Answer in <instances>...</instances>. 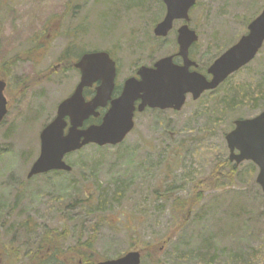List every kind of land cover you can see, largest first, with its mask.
<instances>
[{"label":"rangeland","instance_id":"1","mask_svg":"<svg viewBox=\"0 0 264 264\" xmlns=\"http://www.w3.org/2000/svg\"><path fill=\"white\" fill-rule=\"evenodd\" d=\"M263 9L264 0H197L189 27L199 37L192 52L202 72ZM165 14L160 0H0L8 102L0 124V264H28L47 232L64 251L95 236L94 264L131 252L141 253V264H264L259 171L229 162L231 177L225 140L237 120L264 111V46L181 111L139 114L122 144L87 146L66 156L71 172L28 178L41 131L80 81V58L64 57L67 48L109 52L121 84L140 66L178 52L180 21L167 38L153 34ZM174 197L197 205L177 211ZM75 255L68 264H81Z\"/></svg>","mask_w":264,"mask_h":264},{"label":"water","instance_id":"2","mask_svg":"<svg viewBox=\"0 0 264 264\" xmlns=\"http://www.w3.org/2000/svg\"><path fill=\"white\" fill-rule=\"evenodd\" d=\"M165 8L164 19L154 28V36L167 38L177 21L185 24L177 32V56L183 65H176L174 57L158 60L154 67H141L140 80L130 78L125 83L123 95L112 102L111 108L100 125L84 129L96 110L104 108L110 100L117 77L116 62L107 52L83 55L74 68L80 73V81L73 94L57 108L55 119L40 134V154L32 165L28 178L54 171L71 172L65 162L66 156L89 145L98 147L118 146L134 130L135 102L141 100L138 111L146 108L179 112L187 95L198 100L203 94L217 90L232 75L249 65L264 46V9L250 22L248 32L235 45L217 58L208 69L211 80L200 73L190 72L194 63L189 60V51L198 41L195 31L189 27L190 11L197 0H160ZM100 83L97 96L86 102L84 90ZM7 84L0 79V124L8 114L5 97ZM229 162L239 166L250 162L258 168L257 184L264 194V111L252 119L237 120L234 129L226 135ZM141 253L131 252L125 256L97 264H141Z\"/></svg>","mask_w":264,"mask_h":264},{"label":"trees","instance_id":"3","mask_svg":"<svg viewBox=\"0 0 264 264\" xmlns=\"http://www.w3.org/2000/svg\"><path fill=\"white\" fill-rule=\"evenodd\" d=\"M70 55V56H69ZM75 56L76 59L81 58L82 54H76L71 47H68L64 57H72ZM227 166L229 167V174L234 175L235 167L231 166L229 163V160L226 161ZM224 175L220 174V177ZM174 207L177 211L183 210L186 207H193L196 204L192 199L186 200L181 199L179 197H174ZM21 200L20 197L16 199V202L14 203V207H18ZM23 228L26 230H29L32 228L31 223L26 221L22 224ZM62 236V234H61ZM50 242V244H49ZM95 244V236H91L86 241L80 240L74 248H68L66 251L61 249L58 244V240L55 236L52 235V233L47 232L46 236L40 241L37 249L34 251V254L30 252L29 254V263L28 264H68L69 260L71 258V255L75 253V257L78 259V261H81V264H94L93 262V256H90L89 253L93 252ZM47 245V250H44V246ZM10 257V256H9ZM8 257V258H9ZM70 257V258H69ZM11 264V263H10Z\"/></svg>","mask_w":264,"mask_h":264},{"label":"flooded vegetation","instance_id":"4","mask_svg":"<svg viewBox=\"0 0 264 264\" xmlns=\"http://www.w3.org/2000/svg\"><path fill=\"white\" fill-rule=\"evenodd\" d=\"M166 15V14H165ZM181 23H182V25L180 26V28L185 24V22H183V21H180ZM174 26H175V24H174ZM179 28V29H180ZM179 29H177V31H176V33L178 32V30ZM173 30H174V28H173ZM248 30V29H247ZM194 31V30H193ZM197 34V33H196ZM197 36H198V34H197ZM198 41H199V37H198ZM198 41L194 44V45H192V47L190 48V51H189V60L190 61H192V63H194V67H191L190 68V72H197V73H200V74H202V75H204V76H206L207 78H208V80H211V76L210 75H208V69L210 68H207V70L206 71H204V72H202V69H201V67H200V65H199V62H198V60H197V58H195L194 56H193V52H192V50H193V48H195V46H197V43H198ZM109 53V52H108ZM110 54V53H109ZM177 54H178V52L177 53H175L174 55H171V56H173L174 57V63L176 64V65H183V60H182V58H180V57H178L177 56ZM110 57L112 58V56H111V54H110ZM113 59V58H112ZM114 60V59H113ZM115 61V60H114ZM116 62V61H115ZM157 62V61H156ZM155 62V63H156ZM155 63H153V64H151V65H148V66H146V67H150V68H152V67H154V65H155ZM212 65V64H211ZM116 67H117V77H118V66H117V63H116ZM141 67H144V66H140L137 70H136V72H135V74L133 75V76H131L130 78H136V79H138V80H140V77L137 75V72H138V70L141 68ZM117 77H116V80H115V86H114V89H113V91H112V94H111V97H110V100L107 102V105H106V107H104V108H99V109H97L96 110V114H97V116H91L86 122H85V124H84V129H86V128H88V127H90V126H92V125H100L102 122H103V119H104V117H105V115L108 113V111L110 110V108H111V105H112V102H114L115 100H118L122 95H123V93H124V89H125V83H126V81L128 80V79H130V78H128V79H126L123 83H121V84H118L117 83ZM100 83H95L91 88H87V89H85L84 90V98H85V101L86 102H91V101H93V99L97 96V89L100 87ZM204 95V94H203ZM192 99L193 101H197V100H194V98H193V95H187V100L188 99ZM201 98V97H200ZM199 98V99H200ZM198 99V100H199ZM187 100H186V102H187ZM141 104V100H137L136 102H135V108H136V111H135V114H134V121H135V118H136V116L137 115H139V114H144V113H146V112H148V111H155V109H151V108H146L142 113H140L139 111H138V107H139V105ZM186 104V103H185ZM185 106V105H184ZM184 108V107H183ZM159 111H161V110H159ZM168 111V110H167ZM161 112H165V111H161ZM175 112V111H174Z\"/></svg>","mask_w":264,"mask_h":264}]
</instances>
